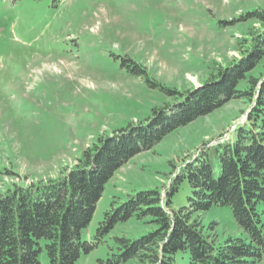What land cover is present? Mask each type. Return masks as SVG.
I'll return each instance as SVG.
<instances>
[{
    "label": "rangeland",
    "instance_id": "374dc122",
    "mask_svg": "<svg viewBox=\"0 0 264 264\" xmlns=\"http://www.w3.org/2000/svg\"><path fill=\"white\" fill-rule=\"evenodd\" d=\"M254 10L264 12V0H0V193L61 177L99 138L177 104L162 88L203 89L219 66L246 55L252 32L264 29L246 17ZM122 56L146 67L162 88L130 75ZM263 71L264 58L252 74ZM248 109L231 100L133 157L106 185L83 238H92L112 201L145 189L166 193L180 166L234 133ZM188 193L183 185L175 204H186ZM200 217L206 226L217 223L218 240L241 233L227 206ZM151 228L135 219L119 223L78 264L106 258L114 235ZM40 259L49 264L46 252ZM173 264H190L188 253L178 252Z\"/></svg>",
    "mask_w": 264,
    "mask_h": 264
},
{
    "label": "trees",
    "instance_id": "16d2710c",
    "mask_svg": "<svg viewBox=\"0 0 264 264\" xmlns=\"http://www.w3.org/2000/svg\"><path fill=\"white\" fill-rule=\"evenodd\" d=\"M246 17L264 23L259 10ZM243 45V58L219 66L203 89L182 93L162 88L146 67L122 56L121 67L130 75L178 97V103L154 108L144 122L99 138L61 177L0 193V264H43L42 252L49 264H78L119 223L133 219L152 228L139 236H112L114 244L98 264H173L178 252L188 253L190 264H259L264 256V71L252 72L264 58V29L252 32ZM231 100L249 104L246 121L234 133L182 164L166 193L145 189L112 201L92 238H83L120 168ZM183 185L189 187L187 202L176 205ZM225 206L241 233L218 240L212 236L217 223L206 226L200 215Z\"/></svg>",
    "mask_w": 264,
    "mask_h": 264
}]
</instances>
